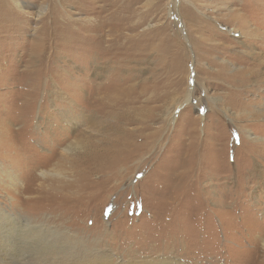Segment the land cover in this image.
Returning a JSON list of instances; mask_svg holds the SVG:
<instances>
[{
    "label": "rangeland",
    "instance_id": "obj_1",
    "mask_svg": "<svg viewBox=\"0 0 264 264\" xmlns=\"http://www.w3.org/2000/svg\"><path fill=\"white\" fill-rule=\"evenodd\" d=\"M20 2L0 0V211L37 245L0 264H264V0H117L120 71L89 46L95 0ZM112 75L133 83L91 110ZM115 140L114 169L83 164Z\"/></svg>",
    "mask_w": 264,
    "mask_h": 264
},
{
    "label": "bare ground",
    "instance_id": "obj_2",
    "mask_svg": "<svg viewBox=\"0 0 264 264\" xmlns=\"http://www.w3.org/2000/svg\"><path fill=\"white\" fill-rule=\"evenodd\" d=\"M116 1L117 0H95V3H96V6H94L95 10L94 11L93 10L87 11L86 14L89 15V14L95 13V14H97V18L94 17L95 20L86 24L84 27L86 28L85 32H87L89 34L87 36H90L92 38L91 42L89 43L90 44L89 46L90 47L92 46L94 48L93 49L94 50L93 55L95 57L97 55H100V58H98L99 60H102V58H107L110 61H112L113 59L120 58L121 61H119L117 63L111 62L113 65V66L111 65V67L120 71L123 67L122 61H124L125 59H128L129 57H131L132 55L135 54V51L132 48V44H131V47H130V49H127V52L133 51L134 53H131V54L125 53V55H122L123 57H118V56H120L119 55L120 51H123L126 48V46H125L126 44L123 42L128 41L131 43L133 38L130 39L129 36H125L122 33V29H124V27H121V25L116 26L113 24H109L106 27V29H102V27L105 26L104 24L108 20H112L113 17H115V15L117 13L116 9H114L106 17H102L100 15V13L105 12L106 9H107V11L110 10V5H111V7H114L115 3H117ZM12 2L15 4V6L17 8H19V5L21 4L20 0H12ZM3 9H6V7L1 8V10H3ZM118 13H120V11ZM4 14H6V13H4ZM17 21H19V20H17ZM45 25L47 26L48 23H45ZM46 26H42V29H41L42 33H44L45 30H48V29H46L47 28ZM49 27H51V26H49ZM130 29L132 30L134 28L132 26H130ZM130 37H133V36H130ZM38 40H37V42H38ZM41 42H43V41H41ZM38 44L41 45L40 43H36L34 45H36V47H37ZM33 49H34V47H33ZM37 49H39V48H37ZM35 51H37V50H35ZM29 54H31V53H29ZM129 60L131 61V58ZM97 67H98V64L94 65L92 70H95ZM29 73H27V74H29ZM127 80H128V77L127 78H121L119 75L118 76L112 75L110 77H107L104 81H102L100 83L93 82V83L89 84L91 90L93 91V94L90 93L89 96L87 97V101H90L91 110H96V111L103 110L105 105H106V102L120 104L119 98L122 95V92L124 91L125 88L130 87L131 84L133 83V82H131L128 85H124ZM132 80H133V77H132L131 81ZM116 83H118V84H116ZM189 99L190 98L188 97V100ZM69 123H71V121H69ZM124 123H125V125L130 124V122L128 120H124ZM132 151H134V146L131 143L122 142L121 140L111 141V142L107 143V148L102 153H99V152L93 151V150H88L83 156V164L89 162V164L93 163L96 168H99V165L101 164L103 167L107 165L111 169H114L117 166V163L125 160V159H123L125 154L131 155ZM77 160H78V157H77ZM76 166H77V164L72 165V167H76ZM46 174L47 173H42V175H44V176ZM83 178H84V174H80L79 179L77 181H75L72 184H68L66 187L73 185L74 186L73 188H77L76 192L80 191L82 187H80L78 185V182H79V180H81ZM19 217L20 216H14L13 214H10L8 211L7 212L0 211V251H8L11 249L33 247L32 246L33 244L37 245L35 240H32L30 243H25V242L20 241L21 236H23V233H21V232H23V230H22L23 228L20 229V227H19L18 222L21 220V218H19ZM25 231L26 230H24V232ZM17 237H20V238H17Z\"/></svg>",
    "mask_w": 264,
    "mask_h": 264
}]
</instances>
